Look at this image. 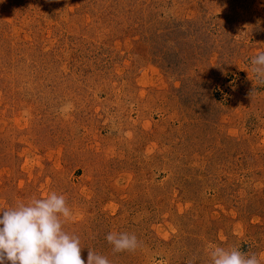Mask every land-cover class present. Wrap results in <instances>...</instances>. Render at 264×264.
<instances>
[{"label": "rangeland", "instance_id": "rangeland-1", "mask_svg": "<svg viewBox=\"0 0 264 264\" xmlns=\"http://www.w3.org/2000/svg\"><path fill=\"white\" fill-rule=\"evenodd\" d=\"M260 53L264 0H0V212L64 196L85 264H264Z\"/></svg>", "mask_w": 264, "mask_h": 264}, {"label": "clouds", "instance_id": "clouds-1", "mask_svg": "<svg viewBox=\"0 0 264 264\" xmlns=\"http://www.w3.org/2000/svg\"><path fill=\"white\" fill-rule=\"evenodd\" d=\"M257 80L264 83V53L251 61ZM0 215V264H85L79 238L66 233L63 222L71 219L64 196L55 193L33 198ZM106 240L113 251L134 252L139 242L127 233H109ZM213 264H260L256 254L249 256L237 248L215 247ZM87 264H109L106 257L88 251Z\"/></svg>", "mask_w": 264, "mask_h": 264}]
</instances>
